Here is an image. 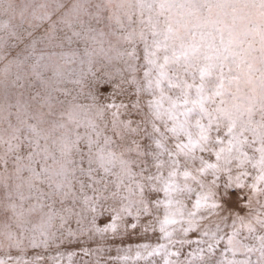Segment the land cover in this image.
<instances>
[{
	"label": "snow or ice",
	"instance_id": "snow-or-ice-1",
	"mask_svg": "<svg viewBox=\"0 0 264 264\" xmlns=\"http://www.w3.org/2000/svg\"><path fill=\"white\" fill-rule=\"evenodd\" d=\"M187 2V15L199 20V0ZM226 9L222 2L210 8L211 22L220 23ZM65 15L69 23L101 25L88 36L99 47L79 59V74L43 58L32 70L34 86L44 90L40 110L29 114L33 135L8 145L30 180L0 176V213L18 223L42 215L28 239L0 247V264H264V127L257 115L226 106L223 64L214 89L204 84L208 66L198 100H177L168 89L191 84L169 64L187 69L188 51L161 59L160 41L106 30L121 21L104 4L77 0ZM49 16L34 14V26ZM178 38L171 27L164 37ZM37 44L31 40L33 50ZM121 62L123 70L115 67ZM65 129L76 131L79 173L63 169L51 198H34L51 174L49 141ZM10 167L5 157L0 168Z\"/></svg>",
	"mask_w": 264,
	"mask_h": 264
},
{
	"label": "clouds",
	"instance_id": "clouds-1",
	"mask_svg": "<svg viewBox=\"0 0 264 264\" xmlns=\"http://www.w3.org/2000/svg\"><path fill=\"white\" fill-rule=\"evenodd\" d=\"M76 2L77 0H28V6L18 21L12 25L7 21L0 23V164L5 157L12 163L9 169L0 168V176L10 174L14 183L27 184L30 177L15 167L16 162L9 155L8 145L16 144L22 136L28 138L33 135L29 131V114L40 110L44 93L43 89L34 86L36 81L30 79L32 70L43 58L44 61L66 65L70 73L79 74V59L88 50L99 47L88 36L90 29L95 30L101 25L89 24L87 18L67 22L65 14ZM88 2L91 5L104 4L107 15L121 21L111 28L103 25L106 30L114 29L121 34L135 32L144 34L150 40L160 41L161 59L171 56L173 51L189 52L187 69L182 62L169 64L174 74L191 84V88L168 89L175 99L198 100L197 93L202 83L200 71L208 66H212L213 70L204 84L214 89L220 81V65L223 64V74L229 82L225 96L226 106L232 110L239 109L249 117L257 115L260 126L264 127V8L260 7L264 0H199V20L187 15V0ZM221 2L227 5L228 15L220 23H212L209 9ZM0 4H3V0H0ZM59 4L65 7L60 8ZM34 14L36 17L50 16L36 27ZM148 22L155 24V29L150 28ZM170 27L173 33L178 34V39H164ZM50 34L52 39L48 38ZM31 40L38 41L34 50ZM135 43L140 47L139 39ZM113 46H116L115 41ZM115 67L123 70L124 64L117 63ZM84 71H87L86 67ZM64 87L70 89L73 85L66 83ZM209 108L216 111L211 104ZM191 124L192 131L196 134V119ZM228 124V118L222 117L221 126ZM75 137V129H65L49 141L50 154L53 156L49 165L51 174L46 181L35 186L31 193L34 198H51L53 186L62 179L58 174L63 169L79 173V153L76 151ZM72 161H76L75 166H72ZM55 199L59 200L61 197L57 195ZM35 202L34 199L32 203ZM53 206L49 203V210ZM41 215L25 218L22 223H18L6 221L0 213V247L9 242L28 239L32 235V229L39 224ZM55 227L58 228L59 225Z\"/></svg>",
	"mask_w": 264,
	"mask_h": 264
},
{
	"label": "rangeland",
	"instance_id": "rangeland-1",
	"mask_svg": "<svg viewBox=\"0 0 264 264\" xmlns=\"http://www.w3.org/2000/svg\"><path fill=\"white\" fill-rule=\"evenodd\" d=\"M27 6L28 0H24V3H21V0H3V4H0V23L7 21L9 25L14 24L20 19ZM75 259L78 261L80 257Z\"/></svg>",
	"mask_w": 264,
	"mask_h": 264
}]
</instances>
